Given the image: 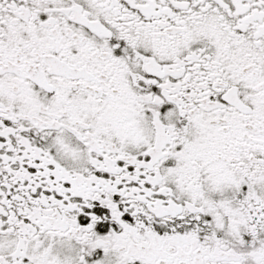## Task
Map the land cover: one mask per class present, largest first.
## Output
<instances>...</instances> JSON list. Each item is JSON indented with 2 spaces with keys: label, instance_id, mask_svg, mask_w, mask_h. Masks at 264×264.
<instances>
[{
  "label": "snow or ice",
  "instance_id": "obj_1",
  "mask_svg": "<svg viewBox=\"0 0 264 264\" xmlns=\"http://www.w3.org/2000/svg\"><path fill=\"white\" fill-rule=\"evenodd\" d=\"M0 264H264V0H0Z\"/></svg>",
  "mask_w": 264,
  "mask_h": 264
}]
</instances>
